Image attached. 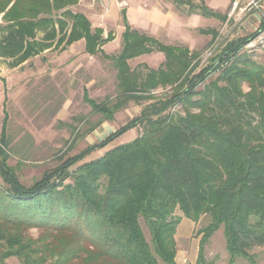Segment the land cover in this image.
Returning <instances> with one entry per match:
<instances>
[{
    "label": "trees",
    "instance_id": "1",
    "mask_svg": "<svg viewBox=\"0 0 264 264\" xmlns=\"http://www.w3.org/2000/svg\"><path fill=\"white\" fill-rule=\"evenodd\" d=\"M170 1L187 5L188 14L226 20V14L203 0L200 5ZM77 2L0 0V59L15 68L51 48L64 51L83 41L86 55L100 54L116 71L114 103L97 102L82 90L83 103L102 116L99 124L113 121L130 101L150 103L98 143L25 186L8 165L4 101L0 264L10 257L22 264H176L174 235L181 221L176 210L193 223L209 217L199 232L196 264L204 263L205 245L220 228L228 264L250 260L249 251L264 246V66L241 52L249 36L227 42L196 71L197 52L131 28L122 11L121 50L107 56L102 47L114 39L112 33L104 37L101 28L68 9ZM198 33L210 36V43L217 37L213 29ZM153 52L164 56L158 68H130V60ZM158 89H169V96L155 100ZM135 128L142 131L132 142L68 171ZM31 229L41 231L38 238L25 235Z\"/></svg>",
    "mask_w": 264,
    "mask_h": 264
},
{
    "label": "rangeland",
    "instance_id": "2",
    "mask_svg": "<svg viewBox=\"0 0 264 264\" xmlns=\"http://www.w3.org/2000/svg\"><path fill=\"white\" fill-rule=\"evenodd\" d=\"M123 1L81 0L80 3L78 0L79 3L76 4L78 8L76 5L68 8L73 13H77L85 7L91 12L89 15L93 22L91 27H101L104 37L109 32L112 33L114 39L102 47L107 56H116L121 50L123 28L119 11L124 6ZM126 1L129 4L130 19L134 25L149 22L151 13L154 11L152 6L161 2V0H143L148 2L146 3L148 7L145 8L143 4H138L140 0ZM181 1L200 5V0ZM206 1L208 8L214 11L218 8L217 11L226 14V20L218 22L213 19L211 22L207 18L198 17L193 22H187L196 27L215 30L217 37L212 43H210V36H201L197 29L183 31L180 34L182 36H173L172 32L175 31L173 27L177 26L175 24L165 31L166 36L155 38L163 44L185 46L191 52H197L196 71H198L210 64L227 42L249 36V41L241 52L255 64L264 66V37L259 36L264 30L260 29L264 21V0ZM235 3L236 8L232 11ZM162 6L172 7V11L179 17L189 15L187 5L163 0ZM37 37L40 38L41 34ZM76 43L64 51L52 48L46 50L15 68L11 67L9 60L0 59V133L4 117L3 104L6 100L7 136L10 140L8 165L14 168L19 181L25 186L31 185L44 172L61 165L88 146L98 143L121 125L137 117L150 103V101H144L136 104L130 101L113 115V121L99 124L102 116L92 113L90 107L83 103L82 90L86 88L88 96L97 102L114 103L117 95L116 71L111 61L104 59L100 54L86 55L83 45ZM163 62V54L153 52L132 59L128 64L133 70L141 65L156 69ZM214 78L215 75H212L206 82ZM243 90L247 91L245 84ZM169 92V89H158L153 94L156 100L169 96ZM176 111L181 110L176 109ZM141 131L140 128H135L126 132L106 147L86 156L68 171L71 172L84 163L100 158L117 146L132 142L141 134ZM0 184H2L1 179ZM174 215L181 216V213L176 210ZM208 222L209 217L201 216L197 223L192 222L193 225L191 223L188 228L182 226L180 233L174 235L176 264H196L201 237L199 232ZM141 227L149 241L148 231L142 222ZM40 234L41 231L37 229L25 232V235L32 239L38 238ZM249 255L250 260L237 258L234 264H264V246L251 249ZM228 260L225 240L220 228L205 245L203 264H228ZM4 264L22 263L17 258L10 257L4 261ZM158 264L164 263L158 260Z\"/></svg>",
    "mask_w": 264,
    "mask_h": 264
},
{
    "label": "crops",
    "instance_id": "3",
    "mask_svg": "<svg viewBox=\"0 0 264 264\" xmlns=\"http://www.w3.org/2000/svg\"><path fill=\"white\" fill-rule=\"evenodd\" d=\"M203 1H204L205 5L209 6L207 4L206 0H203ZM79 2L81 3V0H79ZM123 3H124V6L119 11L120 12V16H121V24H122V11H124L125 12V16L127 17V22H128V24L130 25L131 28L136 29L139 32L144 33V34H146L148 36H153L154 38L157 37V36H166V34H164L165 31H168L171 28V25H173V24L177 25L176 27H173L174 28L173 30H175V31L172 32L174 34L173 36H182L180 34H182L183 31L184 32H188L189 30L192 31V30H196V29L197 30L203 29L201 27H196V26L190 25L187 22V21L193 22L198 17H202V16H200L198 14H189V15H183V16L179 17L178 15H175V13L172 11V7L171 6H170L171 8H169V7L165 8L164 6H162L163 5V0H161L160 3H157L156 5L154 4L152 6L154 11L151 13V17H150L149 22H145L144 24L140 23L139 25H134L133 22L130 19V13H129V10H128L129 9V4L127 3L126 0H124ZM146 3H148V2L147 1L143 2V0H140L138 2L139 5L143 4L142 6H144L145 8L148 7V5ZM76 6H77V8L79 7L78 5H76ZM210 7H211V5H210ZM211 8H213V7H211ZM215 10L217 11L218 8L215 9ZM218 12H220V11H218ZM77 13L83 14L88 19V21L90 22L91 26H93V22H92L91 18L89 17V15L91 14V12L89 10L85 9V7H84L83 10L81 8V11L79 10V12H77ZM177 17L181 18V19H176ZM1 18H2V14H0V21H1V24H2ZM209 20H211V22H212L213 19H209ZM92 28H101V27L96 26V27H92ZM122 28H123V24H122ZM123 31H124V28H123ZM123 31H122V33H123ZM38 34H41V36H42V33L39 32ZM175 34H177V35H175ZM201 36H203V35H201ZM80 43L83 45V49H84V42L83 41H79L76 44L78 45ZM180 217H181V221H180V223H179V225H178V227L176 229V234L175 235L180 233L179 231L181 230L182 226H184L185 228H188L189 225H191V223H192L191 221L183 218L182 215ZM192 225H193V223H192Z\"/></svg>",
    "mask_w": 264,
    "mask_h": 264
},
{
    "label": "built area",
    "instance_id": "4",
    "mask_svg": "<svg viewBox=\"0 0 264 264\" xmlns=\"http://www.w3.org/2000/svg\"><path fill=\"white\" fill-rule=\"evenodd\" d=\"M235 8H236V3L235 4H233V6H232V11H234L235 10ZM259 36H263L264 37V30H262V32L260 33V35ZM264 39V38H263ZM264 42V41H263ZM262 42V43H263Z\"/></svg>",
    "mask_w": 264,
    "mask_h": 264
}]
</instances>
